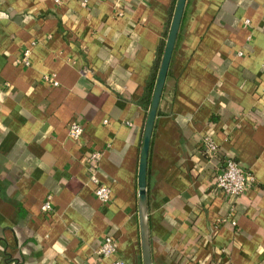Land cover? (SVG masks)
<instances>
[{"label": "crops", "instance_id": "0c3cea01", "mask_svg": "<svg viewBox=\"0 0 264 264\" xmlns=\"http://www.w3.org/2000/svg\"><path fill=\"white\" fill-rule=\"evenodd\" d=\"M60 1L0 0V264H142L144 100L177 0ZM206 135L252 171L254 188L216 187ZM93 150L107 203L88 180ZM147 191L153 264H264V0L187 1ZM107 234L112 257L97 253Z\"/></svg>", "mask_w": 264, "mask_h": 264}, {"label": "built area", "instance_id": "2783aa9c", "mask_svg": "<svg viewBox=\"0 0 264 264\" xmlns=\"http://www.w3.org/2000/svg\"><path fill=\"white\" fill-rule=\"evenodd\" d=\"M60 3V0H55ZM33 42L32 45H35ZM19 62L25 66L31 65V48H26ZM44 80L56 86L59 82L55 79V75H45ZM84 134V128L77 120H73L69 125V136L72 140L81 141ZM202 151L210 158H218L219 165L216 173V187L220 189L226 196L239 197L257 185V179L251 170L245 169L240 163L232 157H227L221 154L219 145L211 135H206L203 138ZM103 156L102 151L93 150L86 161V167L89 173V183L93 185V190L96 197L102 202L107 203L111 199L112 190L109 185L105 184L99 177V164ZM41 210L44 213L53 210L52 196L48 195L44 201ZM233 225L236 221H232ZM97 253L102 257H112L117 253V242L111 235H105L103 242ZM111 264H134L127 262L122 258H117Z\"/></svg>", "mask_w": 264, "mask_h": 264}, {"label": "water", "instance_id": "95a60500", "mask_svg": "<svg viewBox=\"0 0 264 264\" xmlns=\"http://www.w3.org/2000/svg\"><path fill=\"white\" fill-rule=\"evenodd\" d=\"M188 0H177L171 20L160 68L158 71L148 115L144 127L143 146L141 149L139 173H138V212L140 223V242L142 264H153L151 236L149 227L148 191H147V168L150 153L152 135L158 108L166 84L172 57L176 48L179 32Z\"/></svg>", "mask_w": 264, "mask_h": 264}, {"label": "trees", "instance_id": "16d2710c", "mask_svg": "<svg viewBox=\"0 0 264 264\" xmlns=\"http://www.w3.org/2000/svg\"><path fill=\"white\" fill-rule=\"evenodd\" d=\"M163 52H164V45H163V47L161 48V50L159 52V58H158V61L156 63L155 71H154L153 77L151 78V81L149 82V85H148V88H147V95H146L145 100H144L146 104H150L151 99H152V95H153V91H154V87H155L158 71H159V68H160Z\"/></svg>", "mask_w": 264, "mask_h": 264}]
</instances>
